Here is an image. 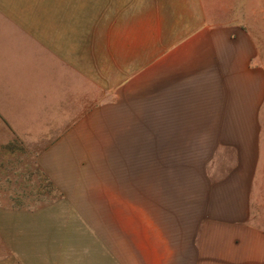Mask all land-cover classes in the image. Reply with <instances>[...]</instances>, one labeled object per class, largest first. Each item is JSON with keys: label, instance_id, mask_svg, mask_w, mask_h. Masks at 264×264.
Instances as JSON below:
<instances>
[{"label": "crops", "instance_id": "crops-1", "mask_svg": "<svg viewBox=\"0 0 264 264\" xmlns=\"http://www.w3.org/2000/svg\"><path fill=\"white\" fill-rule=\"evenodd\" d=\"M144 2L96 52L70 30L30 33L0 3L19 32L0 37V144L15 159L0 232L17 236L0 264H264V29L243 0ZM91 166L95 255L40 244L89 199Z\"/></svg>", "mask_w": 264, "mask_h": 264}, {"label": "rangeland", "instance_id": "rangeland-1", "mask_svg": "<svg viewBox=\"0 0 264 264\" xmlns=\"http://www.w3.org/2000/svg\"><path fill=\"white\" fill-rule=\"evenodd\" d=\"M243 1L246 2V11L249 13L251 20L255 25L259 24L260 29H264L262 23V21L264 22V0ZM0 3L3 4L2 6H7L3 10L7 11L12 22L19 23L30 33L50 32L56 28V32H63V30L68 32L70 30L72 33L78 34L79 38L82 35L84 38V35H86L89 39L90 52H96L97 48L100 47L102 38H105L107 42H112L119 36H128L133 32L136 24H140L141 17L145 13L144 0H0ZM11 21L8 24L9 30H7L5 28L7 22L0 17V37L2 40L9 38L10 41L13 35L19 34L16 29L10 26ZM39 27L44 29L39 30ZM1 45L2 42L0 41V48ZM6 78L7 75L3 71L0 62V86ZM4 92L8 93V88L4 90L0 88V97ZM4 106L6 105H2L0 101V119L2 113L6 114L5 111L8 108V105L5 108ZM7 135V128H1L0 120V140L2 137L6 138ZM8 156L6 147L0 144V173L4 171L8 173L9 170L7 167H3L4 164L9 166L15 161L14 158L10 159ZM96 173L97 170H94L92 166L81 171L79 177L87 181V191L83 190V192H89V199L77 202L79 206L74 210H69L68 207L64 212L69 219L67 230L62 231L60 228L56 231L53 229L50 232H42L40 240H38L40 244L59 246L60 242H64L72 247L70 251L74 256L85 255L87 249L90 256L95 255L91 251L95 252L96 247ZM2 179H5V177H2ZM2 186L6 189L12 184H0V190L4 191V189H1ZM73 192L79 191L75 190ZM10 202L15 203V201ZM2 237L6 240L4 242L11 243L8 244L11 250L14 251V255L11 257H15L17 236L10 232H0V242ZM11 257L9 258L12 259Z\"/></svg>", "mask_w": 264, "mask_h": 264}]
</instances>
